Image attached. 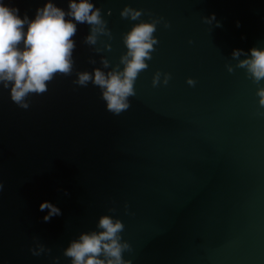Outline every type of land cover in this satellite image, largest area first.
I'll return each instance as SVG.
<instances>
[{"label":"water","instance_id":"obj_1","mask_svg":"<svg viewBox=\"0 0 264 264\" xmlns=\"http://www.w3.org/2000/svg\"><path fill=\"white\" fill-rule=\"evenodd\" d=\"M4 2L31 18L45 0ZM52 2L68 10V0ZM92 2L110 36L88 45L89 26L77 25L69 75L30 94L27 110L0 86V264H71L64 249L101 231L102 216L123 223L131 264H264V107L255 95L264 81L237 67L245 56H231L264 47V0ZM124 6L161 23L129 109L113 115L98 87L74 81L122 69L123 36L136 23L119 16ZM158 70L171 79L153 88ZM44 201L62 214L43 222Z\"/></svg>","mask_w":264,"mask_h":264},{"label":"clouds","instance_id":"obj_2","mask_svg":"<svg viewBox=\"0 0 264 264\" xmlns=\"http://www.w3.org/2000/svg\"><path fill=\"white\" fill-rule=\"evenodd\" d=\"M67 9L57 7L52 0H45L29 18L27 13L21 16L19 8L0 0V86L7 90L9 100L20 109L29 108L27 97L30 94L45 93L48 82L57 74L66 76L72 72L76 48L73 37L77 33V25L89 26L90 34L84 38L85 44L95 45L99 35L110 36L107 21L92 0H68ZM110 14L108 11L103 15ZM142 15L143 10L129 6H124L119 12L122 19L136 22L123 36L126 52L120 58L122 69L108 73L99 69L92 73H78L74 81L79 87H86L89 82L98 87L105 110L113 115L129 109L130 98L136 94V79L149 67L146 61L152 59L153 46L158 44L154 33L161 20L141 21ZM215 19V14H210L205 23H212ZM163 26L166 29L170 27L167 22ZM220 26L217 22L216 27ZM236 27H240L239 21ZM231 56L233 59L245 56L237 67L244 69L253 83L264 81V47H253L246 53L233 49ZM104 67H108L106 62ZM227 70L232 71L231 68ZM170 79L169 73L158 70L152 76L151 85L153 88L167 86ZM186 84L192 87L196 81L188 78ZM255 95L259 106L264 107V87L258 88ZM3 188V183H0V191ZM45 209L48 210L42 217L45 223L62 214L48 201L38 205V211ZM97 228L101 231L81 234L64 249L63 255L70 259L71 264H131L130 260L123 258L125 252L131 251L129 243L120 235L124 230L123 223L110 216H102ZM43 251L42 247L29 249L33 256H39Z\"/></svg>","mask_w":264,"mask_h":264}]
</instances>
